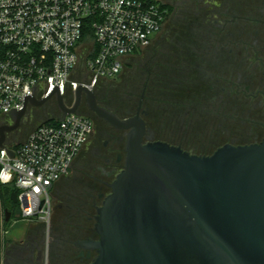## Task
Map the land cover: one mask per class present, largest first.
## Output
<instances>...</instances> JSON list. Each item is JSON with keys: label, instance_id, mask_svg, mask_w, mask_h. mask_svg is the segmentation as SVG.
Listing matches in <instances>:
<instances>
[{"label": "water", "instance_id": "water-1", "mask_svg": "<svg viewBox=\"0 0 264 264\" xmlns=\"http://www.w3.org/2000/svg\"><path fill=\"white\" fill-rule=\"evenodd\" d=\"M74 92L71 107L58 88L42 99L26 96L20 109L9 112L10 123L0 125V147L13 157L6 133L18 127L28 106L54 97L64 116L75 113L82 92L98 116L125 130L123 167L96 208L98 238L78 244L95 252L90 264H264V137L194 154L147 139L140 106L120 118L99 106L88 86L79 84ZM9 199L17 202L16 192ZM10 219L6 208L5 221Z\"/></svg>", "mask_w": 264, "mask_h": 264}, {"label": "built area", "instance_id": "built-area-1", "mask_svg": "<svg viewBox=\"0 0 264 264\" xmlns=\"http://www.w3.org/2000/svg\"><path fill=\"white\" fill-rule=\"evenodd\" d=\"M167 14L159 0H0V123L26 96L42 99L55 88L64 96L67 87L91 88L117 76L124 57L148 46ZM81 56L80 74L90 82L73 77ZM50 119L24 140L5 143L13 157L0 147V184L15 188L23 220L49 222L51 188L69 173L92 131L78 113ZM5 209L0 201V260Z\"/></svg>", "mask_w": 264, "mask_h": 264}, {"label": "rangeland", "instance_id": "rangeland-1", "mask_svg": "<svg viewBox=\"0 0 264 264\" xmlns=\"http://www.w3.org/2000/svg\"><path fill=\"white\" fill-rule=\"evenodd\" d=\"M160 1L169 4L171 6V11H169L164 23L153 37L151 43L146 47H142L136 54H133L132 57L125 61L126 63L123 66L121 74L115 76V78H101L96 82L95 91L101 103L119 116L127 115L128 112H133L135 110L145 82L147 81L148 84L149 80L152 79V74L156 71L158 64H165L167 60L166 56H172L171 58H173L172 61L174 62H176L177 57L182 56V58H185L184 60L187 61V65L191 66V69H193V62H195L196 59L200 61V55L206 57L209 54L214 55L217 52L216 55L220 65L218 63L214 64V66H211V69L214 71L220 69V76L218 72L216 76L218 79L222 76L223 79H219L213 84L210 80H206L207 85L211 86L213 90L210 91L208 88L205 91L209 96H212L214 100L217 98V100L220 101L224 100L225 104H223L222 107L218 106L219 108H216L219 110L215 112L214 116L202 117L195 112V119H193V117L191 119L192 126H190L188 130L180 133V130L177 131L173 129L169 120H163L161 114L157 115L155 119L152 118L153 123L150 124L152 125L150 127L154 133V135H151V139L163 140L174 145H180L191 153L201 155L211 154L217 147L224 143H252L253 141H247L255 139L260 141L264 137V108L258 106V100L256 98L245 96L243 88L247 84L245 77L249 80L250 74H256V78L261 76L259 73L260 71L262 72V65L260 66L259 63L258 66V60L254 56V48L258 51L259 56L264 58V27L258 26V24L256 25V30L259 31V37L262 39L261 41L259 38L255 40L256 44L253 48L248 46V44L254 41L253 38L243 37L241 34H244V32L237 34L235 31L236 28L232 24H227L228 21H232L234 14L237 15L243 12L240 7L246 8L253 4L256 5L255 8H258L260 0ZM256 16H259L258 12ZM237 20L238 18H236V21ZM239 23L243 24V22L240 21ZM194 24L202 28L199 32L203 38L207 37V46L203 45V47H200L202 45H198L194 42L193 44L191 42L193 41L191 27H195ZM243 28H245L244 31H246L248 25L244 24ZM206 29H210L211 33L218 36L209 35L208 37L205 35ZM227 32L231 33L233 35L232 37L237 36V38L240 39L238 43L239 46L235 47L231 43L228 45L224 43V35ZM214 38H216L217 45L215 44ZM243 39L245 43L244 41L241 42ZM190 47L193 48L191 53L189 52ZM194 50L196 54H194ZM83 61V58H80L73 77L79 76L83 81H86L88 74H80L83 68ZM167 62L170 61L167 60ZM222 65L224 67H221ZM158 68L160 72L164 71L163 68ZM237 72L240 77V91H236L238 87L235 86ZM262 78H264V73L262 74ZM224 83H227L229 86H226ZM216 87H221V92L217 90ZM169 89L171 93H175L177 92L176 90H178L175 86L171 87L160 84V91L157 97L162 100L165 99L164 102H167L168 99L169 101L171 100V102L172 100L176 101L174 97H171V93L167 95L166 92ZM252 89L251 86L249 92ZM179 95L180 99L182 98V100L188 104H191L192 99V101H194L197 97H201L200 94L197 92L194 93L189 88H186L184 93L182 91V93L180 92V94L175 96ZM148 97L149 94L148 91H146L143 99L144 109L149 108ZM52 101L53 98H50L34 113L33 111L35 109L31 108L32 106H28L25 115L21 119L20 126L17 128L14 135L11 134L8 137V140L13 142L24 140L26 134L29 133L32 128L42 121L50 119L49 115H51ZM170 108H172V110L174 109L173 106ZM170 108L169 110H171ZM170 115L171 112H169L168 117H170ZM179 115L184 117L183 113H179ZM146 120L149 122L150 117L147 116ZM97 124L101 129L106 130L109 128L103 120L98 119ZM112 133L117 136L123 134L120 131L115 132L114 130ZM113 141L114 138L112 134H110V136L106 134L98 136L97 133L94 139L90 138L86 142L81 152L74 160L69 173L61 177L51 188V215L48 223L39 220H23L14 217L10 219L6 224L7 234L5 237V248L0 264H13L16 260L15 256L11 255L14 251L13 248L16 246H23L26 243H30L31 246L40 245L43 258L49 251L50 254H54L57 249V243L52 242L53 238L58 236L64 228V225L69 224H65L67 220L77 219L81 209L79 205L80 200L88 192L98 187L95 178H103L110 183L114 179L115 176L108 177L102 174L100 168L108 170L110 167H108L104 159L99 157L94 151L95 148H101L102 150H105V147L110 148L114 143ZM103 142H107L105 147ZM124 144L125 135H123V142L120 144L121 149L124 147ZM114 158L115 156L113 154V159ZM103 192L108 194L110 189L103 188ZM0 201L2 203V197H0ZM68 206L71 208L68 209ZM89 210L90 213H93L91 208H89ZM82 215L83 214H80V216ZM20 253H23V251ZM8 257L14 260L10 261Z\"/></svg>", "mask_w": 264, "mask_h": 264}, {"label": "flooded vegetation", "instance_id": "flooded-vegetation-1", "mask_svg": "<svg viewBox=\"0 0 264 264\" xmlns=\"http://www.w3.org/2000/svg\"><path fill=\"white\" fill-rule=\"evenodd\" d=\"M258 5H259L258 8H255L256 5H253V4L251 6H247L246 8L240 7L241 11H243V12H241V14L239 13L237 15L234 14L233 19H232V21H236V18H238V20L239 19L242 20L243 24H239L238 25L239 27H237L235 29V31L237 32V34H241L242 32H244V34H241V35H244L245 37L253 38L254 41H252V43L248 44V46L253 47V48L256 44L255 40H258L256 38L259 37V31L256 30V28H257L256 25L258 24V26L264 27V0H260ZM257 12L259 14L258 17L256 16ZM252 14H255V15H252ZM244 24L248 25V29H246V31H244L245 28H243ZM261 39L262 38L259 37L260 41H261ZM234 46L235 47L239 46V44L237 43ZM260 46H263V45H260ZM254 56L258 60L257 61L258 66H259V63H260V66L262 65L261 66L262 72L260 71V73H259L261 76L256 78L255 77L256 74H254V75L250 74L249 80L247 79V77H245L247 84L243 88L244 89L243 91H244L245 96H249V98H251V97L256 98L258 100V106H260V108H264V78H262V74L264 73V60H263L264 58L263 57L261 58L259 56L256 48H254ZM256 66H257V64H256ZM255 73H257V72H255ZM114 78H115V76H114ZM239 81H240V77H239V73L237 72V80L235 82V86L238 88L236 89V91H240ZM86 82H90L89 76L87 77ZM95 86H96V83L91 87V89L94 93L97 104L103 108L110 110L109 108H107L105 105H103L101 103L99 96H98L97 92L95 91ZM251 86L253 89L249 92ZM146 89H147V81L145 82V84L142 88L137 106L133 112H128L127 115H124V116H119L114 111H112V110H110V111L115 113L118 117L123 118V117H128V116L134 115L136 113L138 107L140 106L141 116L145 120V117L147 115V110L144 109V107H143L144 106L143 99H144L145 94H146ZM142 94H143V97L141 99ZM63 98H64V103L68 107H71L73 105V103L75 101V92L71 89V87H67L66 93L63 96ZM140 100H141V103H140ZM31 108L35 109L33 111V113H34L36 110H38L40 108V106H38V107L32 106ZM75 113L87 116L90 119V121L92 123V131H91V134L89 136V139L90 138L94 139L97 133H98V136L104 135V134L110 136V134H112V137L114 138V141H113L114 143L110 148H106L105 146L107 145V142H103L105 150H102L101 148H95L94 151L96 154H98L99 157L103 158L105 163L107 164V166L110 167L108 170L100 168V170L102 171V174H104L105 176H108V177L109 176H115V174H117L116 172L121 170L123 167V164H124L123 153H124V157H125V151H124V147H122V149L120 148V144L123 142V135H125V130L113 127L108 122H106L104 119H102L100 116H98L96 114V112L93 111L89 107L88 102H87V95L85 92L81 93L80 101L76 107ZM50 114H51V115H49L50 118L58 117V116L62 115V112L60 111V109L58 108V106L56 104L55 98H53V101H52V108H51ZM98 119L103 120L108 125L109 128L106 130L101 129L97 124ZM8 123H9L8 117H4L2 119L0 125L8 124ZM20 123H21V121H20ZM20 123H19L18 127L20 126ZM262 125H263V123H262ZM17 128L6 133V142L15 143V141L14 142L9 141L8 137L11 134L14 135L15 132L17 131ZM34 128H32V129H34ZM111 130L112 131L114 130L115 132L120 131L123 134H121V135L119 134L117 136L116 134L112 133ZM147 131H149V129ZM27 135H28V133L26 134V136ZM146 135H147V139H151V135H149L148 132ZM16 142H19V141H16ZM96 142L98 143L97 140H96ZM253 142H259V141L257 139H255ZM113 154L115 156L114 159H113ZM95 180H96V183H98L97 184L98 187L93 189V190L90 189L91 191L88 192L80 200V203H79V205L81 206L80 214H83V215L80 216V214H78L77 219H75V220L71 219L70 221L67 220L65 222V224L66 223H69V224L64 225L63 226L64 228L61 230V232L58 234V236L53 238L52 242L57 243V249L55 250L54 254H50V251H49V253L46 254L43 258V254H42L40 245L31 246L30 243H26L23 246H16L15 248H13L14 251H13V253H11V255L15 256V258H16V260L14 261L13 264H18V263H21V264H90L93 257L95 256V252L93 250L88 251L87 248H84L83 246H79L78 244L82 243L83 241L95 240L98 238L96 233L93 230L94 223H95L94 216L96 214V208L101 205L103 198L107 195L103 192V188H109L110 189V187H109L110 182L104 180L103 178H101V179L95 178ZM89 188H90V186H89ZM6 208L10 212L11 218H13V217L16 218L15 212L18 209H20L18 203L11 201L6 205ZM70 208L71 207L68 206V209H70ZM89 208H91L93 210V213H90ZM19 219H20V217H19ZM21 251H23V253H20ZM8 259L10 261L14 260L13 258H9V257H8Z\"/></svg>", "mask_w": 264, "mask_h": 264}, {"label": "trees", "instance_id": "trees-1", "mask_svg": "<svg viewBox=\"0 0 264 264\" xmlns=\"http://www.w3.org/2000/svg\"><path fill=\"white\" fill-rule=\"evenodd\" d=\"M151 1H155V0H151ZM162 3L164 4V6H166L168 8V13H169V11H171V6L165 2H162ZM166 17H165V19H166ZM239 21L242 22V20L239 19L237 21H228L227 24H232L235 28H237V27H239L238 25L240 24ZM194 26L195 27H191L192 33H193V41H191V42L192 43L194 42L198 45H202L200 47H203V45L207 46V44H208L207 37L203 38L199 32L202 30V28H200L199 26H197L195 24H194ZM206 30L207 31L205 32V35H207L208 37H209V35L218 36L216 34L211 33L210 29L209 30L206 29ZM197 36H200V37H197ZM232 36L233 35L231 33H228V32L224 35V43L226 45H228L229 43H231L232 45L239 43L240 39H238L237 36H235V37H232ZM242 36L245 37L244 35H242ZM249 38H251V37H249ZM258 38L259 37H257V39ZM214 39H215V44H216V38H214ZM243 41H244V39L241 40V42H243ZM244 43H245V41H244ZM138 51H135L133 54H136ZM192 51H193V48L190 47L189 52L191 53ZM133 54H130V55L124 57V64L126 63L125 61L127 59H129L130 57H132ZM179 54H181V53H179ZM194 54H196L195 50H194ZM216 54H217V52L214 55L209 54L206 57L199 54L200 55L199 56L200 61L196 59L195 62H193L194 63L192 66L193 69H191V66L187 65V61H185L184 60L185 58L183 59L182 56L177 57L176 62L172 61V59H173V58H171L172 56H170V55L166 56L167 60L170 62H167V60H166L165 64H163V65L158 64L157 65L156 68L158 70L156 69V71L153 72L152 79L149 80V83L147 84V89H146V91H148V94H149V97H148L149 108L146 109L147 110L146 117L149 116L150 121L148 122V120H146V117H145V121H146V125L148 127L147 130L149 129V131H147L149 135H154V133L150 127L152 125H150V124L153 123L152 118L155 119V116L157 117V115L161 114L163 116V120H167V121L169 120V122H171L170 124L173 126V129L177 130V131L180 130L179 131V133H180V132H183L185 130H188V128L190 126H192L191 119H192V117H193V119H195L196 113L202 117L214 116L215 112H217L219 110V109L217 110L216 108L218 106L222 107L223 104H225L224 100H221V101L217 100L218 98L216 100H214V98L212 96H209V94H207L205 91L208 88L210 89V91L213 90V88L211 86L207 85L206 80H210V82L213 84L216 81H218L219 79H223L222 76L219 77V79L216 76V75H218L217 72L219 73V76H220V71H221L220 69H218L217 71H214L211 69V66L212 65L214 66V64L218 63L220 65L219 59H218ZM80 58H82V56ZM216 58H217V60H216ZM83 60H84V58H83ZM127 65H129V64H127ZM158 67L163 68L164 71L161 70L162 72H160ZM221 67H224V66L222 65ZM122 70H121V72H122ZM121 72L119 74H121ZM160 82H162V83H160ZM160 84L165 85V86H171V87L175 86V88L178 89V90H176L177 92H175V91H174L175 93L172 92L174 95L171 93L170 89L166 92L167 95L171 93V97H174L176 99V101L172 100V102H171V100L169 101V99H168L167 102H164L165 99L162 100V99H159L157 97V95L160 91ZM224 84H226V86H229V85H227V83H224ZM216 85H218V84H216ZM161 87H164V86H161ZM186 88L187 89L189 88L194 93L197 92L198 94L201 95V97H197L194 101H192L193 100L192 99L191 104H188L184 100H182V98L180 99V95L175 96V95L180 94V92L182 93V91L184 93ZM216 88H217V90H219L221 92V90H222L221 87H216ZM165 96H166V94H165ZM168 102H169V104H168ZM169 106L170 107L173 106L174 109L172 110V108H170ZM166 108H167V110H166ZM169 108L171 110H169ZM169 112H171L170 117H168ZM179 113H183L184 117H181L179 115ZM165 116H167V117H165ZM50 120L51 119H47L43 122H48ZM252 141H254V140H250L247 142H252ZM237 144H247V143L244 142V143H237ZM77 156H76V158H77ZM13 190H15V188L12 185L0 184V197H2V204L4 207H6V205L9 202H11V200L9 199V195Z\"/></svg>", "mask_w": 264, "mask_h": 264}]
</instances>
